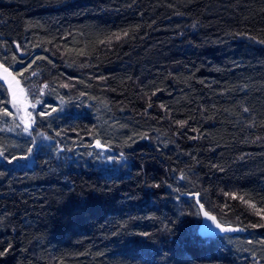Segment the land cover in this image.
<instances>
[{"label": "trees", "instance_id": "obj_1", "mask_svg": "<svg viewBox=\"0 0 264 264\" xmlns=\"http://www.w3.org/2000/svg\"><path fill=\"white\" fill-rule=\"evenodd\" d=\"M262 41L264 0H0V264H264Z\"/></svg>", "mask_w": 264, "mask_h": 264}, {"label": "snow or ice", "instance_id": "obj_2", "mask_svg": "<svg viewBox=\"0 0 264 264\" xmlns=\"http://www.w3.org/2000/svg\"><path fill=\"white\" fill-rule=\"evenodd\" d=\"M124 35H127V33L125 32ZM120 38H121V36L119 34H117L115 36V39H117V40H119ZM262 42H264V41H262ZM15 46H16L17 49H20V45L19 44H16ZM3 72L5 74L4 77H3V79L6 80L8 82V85H9V89L8 90L12 91V96H13L12 104H13V107H16L17 108V112H19V102L17 100L16 91L12 88L13 83L18 84V81H15V77H13L11 73H9L8 68H4L3 69ZM33 75H35V73H33ZM43 87L44 88H47L48 86L47 85H44ZM63 87H68V85L65 84V85H63ZM41 92H43V88L41 89ZM38 103H39V101H38ZM149 106H151V105H149ZM32 107L35 108L36 105H32ZM161 107H164V106L161 105ZM53 111H55V109H53ZM244 111L247 112L248 109L245 108ZM47 114H49V113H44V112L39 113V115H47ZM2 115H4V116H12L13 113L9 112L7 110V108H4L3 109V112H2ZM28 117H29L28 119H25L23 117L21 118L22 123H23V130H24L25 133H27L29 131V129L32 127V124L35 123V118L32 117L30 113L28 114ZM177 123L181 127H183L187 122L186 121H177ZM97 147H100V142L99 141H97ZM28 151L31 152L32 149H29ZM0 156H3V153L2 152H0ZM13 159H16V158L13 157ZM192 195L194 197H198L199 196L198 193H193ZM233 196L235 197V194H233ZM201 207H203V205H201ZM205 216H208V214L205 213ZM208 218L209 219H212V220H215V217H208ZM216 227L219 228L221 231H228V230H230V229H227L223 225H220V224H217ZM253 227H257V225H253ZM260 227H264V225H260ZM249 243H251V241H249ZM261 243H264V242H261ZM0 255H4V253L3 252H0Z\"/></svg>", "mask_w": 264, "mask_h": 264}, {"label": "water", "instance_id": "obj_3", "mask_svg": "<svg viewBox=\"0 0 264 264\" xmlns=\"http://www.w3.org/2000/svg\"><path fill=\"white\" fill-rule=\"evenodd\" d=\"M3 69L4 67L0 64V70L3 71ZM196 200H197V197H196ZM199 210H200L201 220H200V224L198 227V231L202 236L211 237L214 235L232 234V233H237L240 231L239 227H235V226L225 224L219 221L213 214L207 212L203 207L199 206ZM205 213H207L208 216H205ZM208 217H215V220L209 219ZM217 224L223 225L225 228L230 229V230L221 231L219 228L216 227Z\"/></svg>", "mask_w": 264, "mask_h": 264}, {"label": "rangeland", "instance_id": "obj_4", "mask_svg": "<svg viewBox=\"0 0 264 264\" xmlns=\"http://www.w3.org/2000/svg\"><path fill=\"white\" fill-rule=\"evenodd\" d=\"M12 88L16 91L17 100L19 102V112H17V108L14 107V115L17 116L20 120L22 117L28 119V114L31 113L28 102L23 98L21 92L17 89L16 83H14Z\"/></svg>", "mask_w": 264, "mask_h": 264}]
</instances>
